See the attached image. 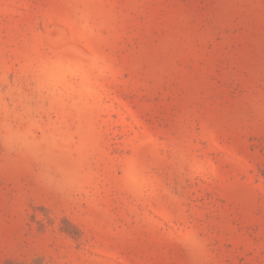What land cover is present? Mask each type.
Instances as JSON below:
<instances>
[{"label":"rangeland","instance_id":"obj_1","mask_svg":"<svg viewBox=\"0 0 264 264\" xmlns=\"http://www.w3.org/2000/svg\"><path fill=\"white\" fill-rule=\"evenodd\" d=\"M0 264H264V0H0Z\"/></svg>","mask_w":264,"mask_h":264}]
</instances>
